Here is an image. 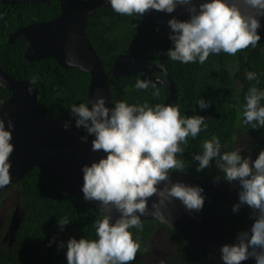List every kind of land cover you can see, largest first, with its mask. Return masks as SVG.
Segmentation results:
<instances>
[{"label":"clouds","instance_id":"clouds-1","mask_svg":"<svg viewBox=\"0 0 264 264\" xmlns=\"http://www.w3.org/2000/svg\"><path fill=\"white\" fill-rule=\"evenodd\" d=\"M107 2L119 15L130 17L139 15L142 18L150 10L172 14L178 7L183 8L189 14V19L181 21L174 17L168 20L167 25L172 34L159 37L160 26L155 23L154 26L158 25L159 31L154 39L169 35L168 39L173 47L165 54L172 61L184 64L197 61L204 64L211 54L218 55L221 52L235 56L249 47L255 48L261 40L258 30L261 28L260 18L264 17V0H204V2L199 0H107ZM151 31L143 43L150 36ZM16 39H13V43ZM66 63L71 65L75 63V60L69 59ZM245 75L248 81L259 83L257 73L247 72ZM35 82L33 79L32 83H29L34 85ZM5 83L0 79V87H4ZM157 85L151 81L138 79L135 87L138 90H147L151 87L152 95L159 98L160 88ZM34 86L37 88L36 85ZM32 91L33 88L30 86L28 93L31 94ZM244 100L242 123L251 125L253 130L264 127V106L261 105V101H264V91H260L253 85L249 88ZM198 106L200 109H207L210 104L201 99ZM70 111L75 118L76 128H83L88 136L94 137L91 150L103 151L106 153V158H101L98 162H93L91 166L85 165L82 168L83 197L86 201L99 202L102 218L95 221L96 239L70 238L67 241V264H132V262L149 264L144 261L143 256L139 260L142 247L147 242H153L152 245L147 246L153 247L154 253L162 259L156 264H168L166 262L168 257L173 261L172 263L184 264L183 254L163 227V223L171 225L165 210L174 200H179L186 211H201L205 203V197L202 195L204 189L199 186H189L180 181L173 183L170 174L174 170L185 169V162L178 158V154L184 153L182 145H187L189 137L195 139L202 130H206V117L201 115L184 117L180 114L179 106L164 104L150 106L147 102L139 105L118 101L115 102L114 107L109 108L106 107L104 98L73 105ZM5 115L7 114H0V189L11 183L12 165L9 159L14 151V145L10 143L13 139L10 130L14 128V125L9 119L7 122L9 130H5ZM69 126L68 122L63 125L65 130ZM240 136L245 135L240 134L238 138ZM81 139L87 142V136ZM238 140L236 150L221 152V142L213 136L203 142V154L194 155L193 160L198 162L197 172L211 168L212 161H215V166L223 173V177L215 176L214 183L221 180L229 184L238 182L239 203L233 205L230 213L248 211V215L242 219L243 231L238 234L237 239L236 233L228 223L237 242L221 247L223 264H242L250 258H254L256 264H264V147L256 159H251L250 156H244L248 152L253 153L254 140L251 146H243V149L239 148ZM161 185L163 187H160ZM9 190L11 193L1 202L11 196H14L16 201L9 204L4 217L0 216V223L4 224L2 232L5 231V236L10 232V222L9 226L5 224L8 213L13 216L14 211L22 210V221L25 215V210L21 207L18 198V189L13 191L11 187ZM152 197H157V201L152 203L153 211L150 212L148 201ZM242 205L248 207L241 208ZM113 213L118 214L114 223ZM146 215L159 220L160 224H156L153 236L140 244L139 238H134L130 229L143 231L141 216ZM68 224L67 218L58 221L61 231ZM2 238L0 236V240ZM67 239L66 235L62 234V240ZM53 242L55 241H51L49 246ZM64 246L63 243L59 244L60 248ZM143 251L147 252L148 249L144 248Z\"/></svg>","mask_w":264,"mask_h":264},{"label":"trees","instance_id":"trees-1","mask_svg":"<svg viewBox=\"0 0 264 264\" xmlns=\"http://www.w3.org/2000/svg\"><path fill=\"white\" fill-rule=\"evenodd\" d=\"M87 2L88 0H76V7L81 8ZM60 6L57 0L12 5H5L0 0V67L17 79L31 83L35 79L38 104L43 113L68 122L77 129L70 108L88 102L90 75L80 69H65L54 58L30 62L25 59L28 47L26 39L19 37L14 43L10 41V35L19 28L58 17L61 14ZM141 22L142 16L119 15L111 6L98 10L91 18L86 32L107 71L112 69L119 55L127 53L131 41L141 28ZM158 31L159 26L155 25L143 43L142 55L162 67L174 81L177 91L176 106H179L181 116L206 117V130H202L195 139L189 137L187 145H182L184 153L178 154V158L185 162L186 167L181 172L198 178H214L217 175L223 177L214 160L211 168L201 172L196 171L198 162L193 160L194 155L203 154V142L213 136L220 140L221 152H225L237 149L236 142L240 134L249 135L254 139L253 153L248 152L244 157L256 159L264 147V127L253 130L251 125H244L242 111L244 97L250 87L255 85L260 91H264V43L255 48L249 47L235 56L221 52L218 55L211 54L204 64L198 61L184 64L172 61L165 54L173 45L168 39L169 35L154 39ZM247 72L257 73L259 83L248 81L245 75ZM136 81L137 77L110 78L114 101L165 105L169 94L166 87L156 84L160 88V96L157 98L152 95L151 87L147 90L136 89ZM10 97L11 91L0 87V105ZM201 99L208 102L210 107L200 109L198 102ZM261 105L264 106V101H261ZM77 130L87 136L88 140L94 139L93 136H88L85 129ZM17 189L25 215L14 243L2 244L0 241V264H67L66 245L70 238L96 239L95 221L102 218V213L96 206L67 195L49 171L33 168L13 187V191ZM10 193L11 190L2 195L0 203ZM247 215L248 211L228 214L226 220L236 233V239L243 231L242 219ZM64 218H67L69 224L61 231L58 221ZM142 222L143 231L130 229L134 238H139L140 244L153 236L156 224L159 223L155 220ZM163 227L183 254L184 264H208L203 258L196 256L173 229ZM2 233L1 238L5 236V231ZM62 234L68 238L66 241L62 240ZM51 241L55 242L49 246ZM60 243L65 246L60 248Z\"/></svg>","mask_w":264,"mask_h":264},{"label":"water","instance_id":"water-1","mask_svg":"<svg viewBox=\"0 0 264 264\" xmlns=\"http://www.w3.org/2000/svg\"><path fill=\"white\" fill-rule=\"evenodd\" d=\"M46 1L2 0L5 4H36ZM58 1L61 4V14L58 17L20 28L10 36L11 42L21 36L26 38L28 44L26 60L34 62L54 58L65 69H80L89 74L91 80L88 86V100L94 102L97 98H104L106 107L109 108L115 104L109 79L131 78L140 74V80L165 86L169 90L165 105H176L177 91L174 81L163 68L142 56L141 46L155 23L160 26L159 37L172 34L167 25L168 20L174 17L181 21L189 19V14L183 8L178 7L172 14L155 10L146 13L142 18V27L133 38L128 52L119 55L112 69L107 71L86 30L97 11L110 7V3L107 0H90L85 6L77 8L75 0ZM260 23L258 34L261 40L258 44L264 42V17L260 18ZM69 59H74L75 63L71 65L66 63ZM154 73L159 77H153ZM0 79L6 82L4 88L11 91V97L0 105V114H7L4 116L5 130H9L7 128L9 119L14 125L10 130L13 137L10 143L14 145V151L9 159L12 165L10 169L12 179L8 186L0 189V197L11 187L18 185L33 168L38 167L54 174L67 195L88 202L101 212L99 202L86 201L83 197L82 168L106 158V153L93 152L92 141L87 139V142H83L81 137L84 136L79 131L71 126L65 130L63 127L65 122L46 116L38 104V91L33 84L16 79L1 67ZM30 86L33 88L31 94L28 93ZM170 178L173 183L180 181L189 186L203 188L205 203L201 211L188 212L179 200H174L165 210L171 225L163 224L178 233L196 256L203 258L208 264H223L221 247L237 242L226 219L233 205L239 203L238 182L229 184L221 180L214 183L213 178H198L181 171H173ZM156 201L157 197L149 199L150 212L153 211L152 203ZM245 206L247 205H242L241 208ZM117 217L118 214L113 213V223ZM22 218V210L14 211L8 233L11 245L16 240ZM141 220L157 219L146 215L141 216ZM242 264H256V261L250 258Z\"/></svg>","mask_w":264,"mask_h":264},{"label":"flooded vegetation","instance_id":"flooded-vegetation-1","mask_svg":"<svg viewBox=\"0 0 264 264\" xmlns=\"http://www.w3.org/2000/svg\"><path fill=\"white\" fill-rule=\"evenodd\" d=\"M153 77H159V75L157 74V73H154L153 74ZM141 78V74L137 77V80L138 79H140ZM137 82V81H136ZM11 218H12V215H11V213L9 214L8 213V218H6V223L5 224H7L8 226H9V222H10V220H11ZM0 226H1V228H0V236H1V233H2V230L4 229V224H1L0 223ZM7 229H8V227H7ZM164 232V231H163ZM165 233V232H164ZM17 235V234H16ZM3 244H5V243H8V244H10L11 245V243H10V239H9V234L8 233H6V236L5 237H3L2 238V240H0ZM152 243L153 242H147L146 244H144V246L142 247V250H141V253H142V255H139V260L141 259V256H143L145 259H144V261L145 262H148L149 264H156V263H158V262H161L162 261V259H160L159 257H157V255L154 253V248L153 247H148L147 245H152ZM144 248H147L148 249V251L147 252H144L143 251V249ZM169 258V257H168ZM166 259V262L168 263V264H176V263H172L173 261L171 260V259Z\"/></svg>","mask_w":264,"mask_h":264},{"label":"rangeland","instance_id":"rangeland-1","mask_svg":"<svg viewBox=\"0 0 264 264\" xmlns=\"http://www.w3.org/2000/svg\"><path fill=\"white\" fill-rule=\"evenodd\" d=\"M254 139L250 138L249 136H243L239 138V148L243 149V146L249 147L251 146V144L253 143ZM13 201H16V198L14 196H11V198H7L5 199L3 202L0 203V216L4 217L6 213V211L8 210L7 208H9V204Z\"/></svg>","mask_w":264,"mask_h":264}]
</instances>
